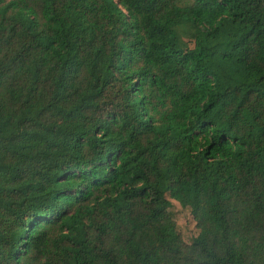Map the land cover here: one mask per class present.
<instances>
[{"label":"trees","instance_id":"1","mask_svg":"<svg viewBox=\"0 0 264 264\" xmlns=\"http://www.w3.org/2000/svg\"><path fill=\"white\" fill-rule=\"evenodd\" d=\"M0 264H264V0H0Z\"/></svg>","mask_w":264,"mask_h":264},{"label":"rangeland","instance_id":"2","mask_svg":"<svg viewBox=\"0 0 264 264\" xmlns=\"http://www.w3.org/2000/svg\"><path fill=\"white\" fill-rule=\"evenodd\" d=\"M166 199L170 203L169 213L175 222L176 230L181 236L183 242L188 244L190 240L196 235L194 223L189 211L186 208L180 207L178 203L171 200L168 196H166Z\"/></svg>","mask_w":264,"mask_h":264}]
</instances>
